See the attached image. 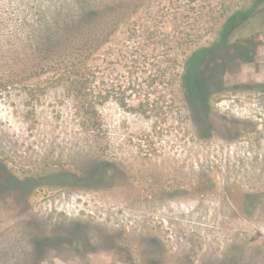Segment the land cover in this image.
I'll use <instances>...</instances> for the list:
<instances>
[{"label": "rangeland", "instance_id": "374dc122", "mask_svg": "<svg viewBox=\"0 0 264 264\" xmlns=\"http://www.w3.org/2000/svg\"><path fill=\"white\" fill-rule=\"evenodd\" d=\"M257 37L264 0H0V264H264Z\"/></svg>", "mask_w": 264, "mask_h": 264}, {"label": "trees", "instance_id": "16d2710c", "mask_svg": "<svg viewBox=\"0 0 264 264\" xmlns=\"http://www.w3.org/2000/svg\"><path fill=\"white\" fill-rule=\"evenodd\" d=\"M193 57L190 60L188 59L186 71L185 73H183V85L186 91V95L189 98L190 102L192 103V106L195 105L198 107L197 103L201 102L202 100L201 97H203L202 95L206 94L205 92L207 91L206 88H201L203 85L199 82V79H197L191 74V69L195 65V59H194L195 57L194 58ZM11 180L14 181L16 179L13 177L8 178L9 182Z\"/></svg>", "mask_w": 264, "mask_h": 264}, {"label": "flooded vegetation", "instance_id": "af4514ba", "mask_svg": "<svg viewBox=\"0 0 264 264\" xmlns=\"http://www.w3.org/2000/svg\"><path fill=\"white\" fill-rule=\"evenodd\" d=\"M260 40H261L260 38H258V37L256 38V41H258V46H264V40H263L262 43H261ZM202 96L204 98L201 97L202 98L201 102L197 103L198 104V109L201 108L203 110V108L205 109L206 107H208V111H209V109H210L209 95L207 96L206 94H203ZM113 175H114V173H112L111 177H113Z\"/></svg>", "mask_w": 264, "mask_h": 264}]
</instances>
